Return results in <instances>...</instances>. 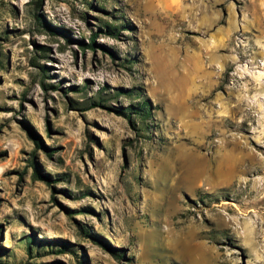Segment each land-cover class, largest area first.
I'll return each mask as SVG.
<instances>
[{
    "label": "rangeland",
    "instance_id": "1",
    "mask_svg": "<svg viewBox=\"0 0 264 264\" xmlns=\"http://www.w3.org/2000/svg\"><path fill=\"white\" fill-rule=\"evenodd\" d=\"M0 264H264V0H0Z\"/></svg>",
    "mask_w": 264,
    "mask_h": 264
},
{
    "label": "bare ground",
    "instance_id": "2",
    "mask_svg": "<svg viewBox=\"0 0 264 264\" xmlns=\"http://www.w3.org/2000/svg\"><path fill=\"white\" fill-rule=\"evenodd\" d=\"M167 78H168V79H174V77L172 78L171 76H168Z\"/></svg>",
    "mask_w": 264,
    "mask_h": 264
},
{
    "label": "trees",
    "instance_id": "3",
    "mask_svg": "<svg viewBox=\"0 0 264 264\" xmlns=\"http://www.w3.org/2000/svg\"><path fill=\"white\" fill-rule=\"evenodd\" d=\"M94 42V41H93ZM144 116H146V115H144ZM43 178H45V177H43Z\"/></svg>",
    "mask_w": 264,
    "mask_h": 264
}]
</instances>
